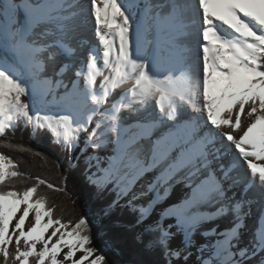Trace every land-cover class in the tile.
I'll return each instance as SVG.
<instances>
[{
	"label": "snow or ice",
	"instance_id": "snow-or-ice-1",
	"mask_svg": "<svg viewBox=\"0 0 264 264\" xmlns=\"http://www.w3.org/2000/svg\"><path fill=\"white\" fill-rule=\"evenodd\" d=\"M91 14L99 47L87 46L74 79L65 82L74 66L65 63L53 82L46 75L57 56L52 49L77 51L69 41L86 21L81 0H0V136L22 121L69 151L82 132L87 147L110 145L89 160V179L101 191L111 187L113 203L128 197L136 207L150 196L138 206V222L181 185L184 194L151 225L166 264L186 260L200 226L230 213V228L201 232L215 238L201 245L199 264H246L258 254L264 264V210L251 246L239 247L251 201L232 192L241 165L249 174L245 189L264 191V0H144L142 9L133 0H91ZM124 113L141 115L128 123ZM15 168L0 154V183L21 175ZM37 191H0L4 264H107L90 246V221L54 218ZM178 234L182 247L173 248Z\"/></svg>",
	"mask_w": 264,
	"mask_h": 264
},
{
	"label": "trees",
	"instance_id": "trees-1",
	"mask_svg": "<svg viewBox=\"0 0 264 264\" xmlns=\"http://www.w3.org/2000/svg\"><path fill=\"white\" fill-rule=\"evenodd\" d=\"M0 153L30 174L32 179H28L34 186L41 185L44 193L38 194L54 208L55 218L73 225L82 217L90 221V246L105 254L107 264H166L161 250L152 245L155 234L151 226L140 232L138 208L130 204L116 207L113 202L117 194L111 187L101 191L88 180L85 168L89 158L71 167V154L62 144L54 142L47 130H41L36 139L30 130L20 133L8 130L0 136ZM39 180L46 183L38 184ZM48 184L55 188H49Z\"/></svg>",
	"mask_w": 264,
	"mask_h": 264
},
{
	"label": "bare ground",
	"instance_id": "bare-ground-1",
	"mask_svg": "<svg viewBox=\"0 0 264 264\" xmlns=\"http://www.w3.org/2000/svg\"><path fill=\"white\" fill-rule=\"evenodd\" d=\"M133 2L137 3L141 9L143 8L144 0H133ZM81 3L83 4L84 8L86 9V21L83 23H80L79 20H77V22L80 23V26L77 29V31L72 35V37L69 41L70 45L73 48L77 49V51L75 53H73L72 56H69V57H73L74 59L77 60L78 63L76 64V61H75V64H74L73 59H66L65 60V57H68V55L63 53L60 49H58V48L52 49V51L57 53V56L55 57L54 60L48 62L46 75L52 77L53 82H55V80L58 79V77L55 76V72L59 71L60 67L62 66V62L64 60H65V63H73L74 67L77 69L80 67V60L81 59L86 60V58H87V51H88L87 46L93 45V46L99 47L98 37L96 36L95 20H94V16L91 14V0H81ZM152 3H154V4H165V3H167V0H152ZM164 10L167 11L166 8ZM137 18H139V16ZM201 18H202V13H201ZM22 20H23V16L21 15V21ZM53 39H55V37H48L47 38L48 41H51ZM81 45H84V47H81ZM147 52L149 54L152 52V46L151 45L148 46ZM74 72L75 71L71 69L70 71L65 73V75H64L65 82H68L71 79L75 78ZM98 82H99V78H98ZM60 91H63V90L60 89ZM120 91H122V90H117V95L119 94ZM124 115L127 116V122L132 123L134 120H136L138 118V115H141V114L124 113ZM205 118H206V116H205ZM243 119H245V118L242 117V120ZM28 129L30 130V133H31V136L33 139H36V137L41 132V130H40V131L36 132L35 134H33L32 128L31 127H25L22 121L18 123V126L14 130L13 129H9V130L10 131H16L17 133H20V132H24V130H28ZM64 149L66 150L65 147H64ZM95 151L97 152V156L99 155V156L103 157L104 155H106L107 153H109L111 151V146L106 144L102 149H95ZM69 153L71 154L70 160H72V161L74 160L76 163L78 160L77 161L75 160L72 151L71 152L69 151ZM227 156H228V159H234L235 158L233 149H229ZM82 159H79V164L81 163ZM89 160H90V158H89ZM233 175H234V177L238 176L240 178V181H241V183L237 187L232 189V192H235V194H236V198L240 199L241 196H244L246 199H249L251 201V216H250V218H248L246 220V225H247L246 230H242L243 234L239 240V247H244V246L250 247L251 246L250 245V239L252 236L253 229L256 227L257 218L260 216L261 210H264V191H261L258 187H250L248 189H245V184L247 183V181L249 179V174H248V171L246 169V166L241 165L240 167H238L237 170L233 173ZM183 194H184L183 187L181 185H176V187L171 191L168 199L165 200L162 204L158 205L157 208L153 211L152 215L149 218L151 219L152 217H156V216L158 217L159 214H157L156 212L160 211L159 209L165 208L168 204L175 202ZM229 194L231 195L232 193L230 192ZM150 198L151 197L149 196L147 198H142V199H144V201H146V203H147V200ZM144 201L141 200L142 203L135 204L136 207H137V205L146 204ZM125 204H129V203L125 202L122 205H125ZM116 207H117V205H116ZM118 207H120V206H118ZM17 215H19V213ZM231 220H232V215L230 213L228 216H225V217H222L218 220H214L210 223H206V224L201 225L200 229L197 231L198 232L197 238H198L199 245L201 246V245L205 244L206 241L208 240L207 238H205L204 236L201 235V232H203L207 229H210L214 226H217V225H218V230L230 228L231 227ZM141 225L143 226L142 222H141ZM27 226H30L28 224V222H26V227ZM148 226H151V224ZM148 226H143L142 228L148 227ZM51 231H52V229H49V234ZM214 238L215 237L210 236L209 240H212ZM55 239L56 238L54 237L53 242H55ZM180 242H181V238L175 237L173 240V245H172L173 248L182 247V244H181L182 242L181 243ZM13 251H14V249H13ZM192 252H194V251L193 250H186L185 255L187 256V259L185 260L182 256L180 258V262L182 264H199L198 256H196V253L194 255ZM77 256H79V255L77 254ZM194 257H195V259H194ZM59 258L62 259V255ZM259 258H260L259 254L256 257H250V259L248 261H246V264H257V261L259 260ZM0 264H4V260H3L2 256H0ZM8 264H14V262L10 259L8 261ZM15 264H18V262H15ZM29 264H34V261L32 260V258H30ZM66 264H69V262H66Z\"/></svg>",
	"mask_w": 264,
	"mask_h": 264
},
{
	"label": "rangeland",
	"instance_id": "rangeland-1",
	"mask_svg": "<svg viewBox=\"0 0 264 264\" xmlns=\"http://www.w3.org/2000/svg\"><path fill=\"white\" fill-rule=\"evenodd\" d=\"M66 59H73V63L75 64V61H76V64L78 63L76 59H74L73 57H65V60ZM65 60L62 62V65L65 64ZM72 70H76V68L73 66ZM99 83V82H98ZM60 91V90H59ZM51 97H49L50 99ZM94 123L92 125L89 126V132L91 131V128L94 127ZM29 130V129H28ZM88 132H82L80 133L78 139H79V145L74 149L72 150V153L74 155V158L75 160L77 161L75 163V161L73 160H70V166L73 167L77 164H79V159H82L81 163L82 164L84 161V159L86 158H92L94 156H97V152L95 151V149L91 148V147H87L86 146V137L88 136ZM42 145V144H41ZM50 145V144H49ZM49 145L47 147H49ZM44 146V145H43ZM45 147V146H44ZM67 150V149H66ZM79 150V151H78ZM71 152V151H70ZM79 152V153H78ZM76 153V154H75ZM78 153V154H77ZM1 154V153H0ZM99 156V155H98ZM101 157V156H100ZM94 163V161H93ZM15 164V163H14ZM23 166V165H21ZM16 169L18 170V173H21V175H18L17 177H10V178H6V180L3 182V183H0V191H9V190H13V191H17V192H23L25 191L27 188L29 187H32L34 186L32 180H29V179H32V176H30V174H28L27 172L23 171L20 169V165H16ZM96 169L93 167L91 168V172H95ZM85 175L86 176H90V171H89V164L86 166L85 168ZM29 178V179H28ZM88 180H90L88 178ZM23 184V185H22ZM21 186V187H20ZM22 190V191H20ZM38 191H42V187L41 185L38 186ZM38 191H37V195L40 196L38 194ZM44 193V192H43ZM128 197H124V198H121L118 202H116L115 204L117 206H121L123 203L127 202L128 203ZM144 201V199H141ZM141 200H138L135 202V204H139V203H142ZM146 203V201H144ZM139 205H137V208H138ZM163 209V208H162ZM162 209H159L160 211ZM160 211H157L156 213L157 214H160ZM156 216V215H155ZM150 217V216H149ZM147 217L145 220L142 221L143 223V226H148V225H152L154 223V221L156 219H158V217H152L151 219ZM55 218V217H54ZM141 224H140V232L142 230V227H143ZM176 237H180L181 238V242H182V237L178 234ZM198 232H196L192 238V245L191 247L187 248L186 250H193L194 252H192L194 255L196 253V256L199 257V249H200V245H199V242H198ZM208 240L206 241V243H210L211 240H209V237L207 238ZM174 240V239H173ZM173 240L171 241V246L173 245ZM180 242V243H181ZM182 244V243H181ZM173 247V246H172ZM78 255H80V253H77ZM207 255V253L205 254ZM195 259V257H194ZM175 264V262H174ZM179 264H182L180 261H179Z\"/></svg>",
	"mask_w": 264,
	"mask_h": 264
}]
</instances>
